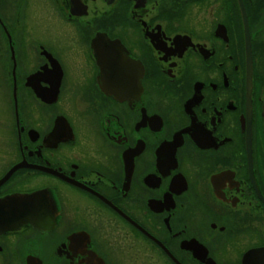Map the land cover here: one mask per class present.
Wrapping results in <instances>:
<instances>
[{
	"label": "flooded vegetation",
	"instance_id": "obj_1",
	"mask_svg": "<svg viewBox=\"0 0 264 264\" xmlns=\"http://www.w3.org/2000/svg\"><path fill=\"white\" fill-rule=\"evenodd\" d=\"M241 2L249 49L239 0H0V264H264Z\"/></svg>",
	"mask_w": 264,
	"mask_h": 264
},
{
	"label": "water",
	"instance_id": "obj_2",
	"mask_svg": "<svg viewBox=\"0 0 264 264\" xmlns=\"http://www.w3.org/2000/svg\"><path fill=\"white\" fill-rule=\"evenodd\" d=\"M239 2H240V5H242L241 0H239ZM242 11H243L244 28H245V31H246V34H245V35H246V36H245L246 47L249 49V48H250V40H249V36H248V34H249V33H248V25H247V20H246V16H245V12H244L243 5H242ZM97 40H98V37H97L96 39L92 40V42H91V46H92L93 51H104V48H103V47H99V46L97 45V43H96ZM13 169H14V166L11 167V168L8 170V172L6 173V175L9 174ZM26 217H28V216H26V215H22L21 218H18V222H21V221H22V222H25V221H27L28 219H27ZM12 220H13V223H14L15 218L12 217ZM11 225H12V224H11Z\"/></svg>",
	"mask_w": 264,
	"mask_h": 264
},
{
	"label": "rangeland",
	"instance_id": "obj_3",
	"mask_svg": "<svg viewBox=\"0 0 264 264\" xmlns=\"http://www.w3.org/2000/svg\"><path fill=\"white\" fill-rule=\"evenodd\" d=\"M34 21H36V20L29 19L27 21L28 22V25H29V28H30V30L28 31L29 34L31 36H37L39 38L45 39V37L48 36L47 35V32L45 30H43L42 28H40L36 23H34ZM118 253L122 254L121 251H118ZM116 258L118 259V261L121 264H124V262L119 257H116Z\"/></svg>",
	"mask_w": 264,
	"mask_h": 264
}]
</instances>
